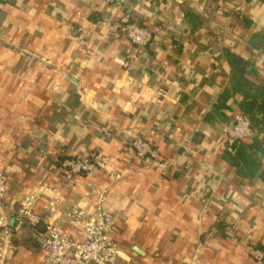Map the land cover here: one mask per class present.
<instances>
[{
	"label": "crops",
	"instance_id": "0c3cea01",
	"mask_svg": "<svg viewBox=\"0 0 264 264\" xmlns=\"http://www.w3.org/2000/svg\"><path fill=\"white\" fill-rule=\"evenodd\" d=\"M239 12L250 28L236 20ZM131 22L154 31L155 44L134 46L122 30ZM78 28L88 40L83 52ZM259 32V0L122 7L0 0V172L9 178L8 203L18 207L39 190L43 213L61 186L63 214L93 203L86 192L107 188L123 253L115 264H264L247 252L264 250V184L240 178L224 160L225 123L204 121L229 82L224 49L251 59L264 77V54L248 45ZM136 137L152 142L165 168H142L130 145ZM97 153L121 180L101 170L66 182L63 159ZM12 241L11 264L41 263L44 252L25 230L15 228Z\"/></svg>",
	"mask_w": 264,
	"mask_h": 264
},
{
	"label": "built area",
	"instance_id": "2783aa9c",
	"mask_svg": "<svg viewBox=\"0 0 264 264\" xmlns=\"http://www.w3.org/2000/svg\"><path fill=\"white\" fill-rule=\"evenodd\" d=\"M130 1L101 0L102 4L117 7H122ZM248 1L243 0L244 4ZM122 30L125 37L139 49H147L155 44L154 31L137 22L125 24ZM77 31L78 51L83 52L88 40L82 28ZM223 134L226 138L239 142H249L255 136L250 123L240 113L223 125ZM130 145L142 168H165L166 164L160 160V155L151 141L136 137ZM61 168L67 183L76 177L92 176L101 170L108 172L117 181L123 178L121 173L110 167V159L103 153L65 159ZM62 189L63 187L59 186L52 190L53 195L45 205L43 213L36 211L41 194L39 190L27 194L16 207L7 201L8 175L6 172H0V264H11L10 252L14 249L12 239L17 227L25 230L44 252L40 264H115L116 260L122 257L123 253L113 236L114 218L105 207L108 189L86 192L85 198L93 199V203L75 205L61 214L59 207ZM7 214H11L15 228L7 219ZM61 218L64 219L67 229L60 224ZM247 252L255 261L264 262V250L249 245Z\"/></svg>",
	"mask_w": 264,
	"mask_h": 264
},
{
	"label": "trees",
	"instance_id": "16d2710c",
	"mask_svg": "<svg viewBox=\"0 0 264 264\" xmlns=\"http://www.w3.org/2000/svg\"><path fill=\"white\" fill-rule=\"evenodd\" d=\"M259 1L264 3V0ZM234 17L245 28L252 26V21L241 12L235 13ZM189 19L192 26L198 22L193 14L189 15ZM248 45L251 51L264 54V32L252 33ZM223 54L230 69L229 82L204 121L208 125L230 122L236 107L239 109L255 136L249 142L228 141L223 158L236 169L240 178L249 182L257 179L264 184V77L251 59L229 48L224 49Z\"/></svg>",
	"mask_w": 264,
	"mask_h": 264
},
{
	"label": "rangeland",
	"instance_id": "374dc122",
	"mask_svg": "<svg viewBox=\"0 0 264 264\" xmlns=\"http://www.w3.org/2000/svg\"><path fill=\"white\" fill-rule=\"evenodd\" d=\"M257 262V261H256ZM259 263V262H258Z\"/></svg>",
	"mask_w": 264,
	"mask_h": 264
}]
</instances>
